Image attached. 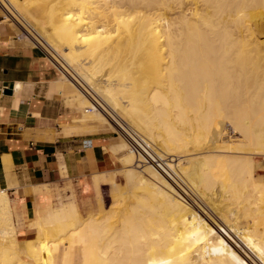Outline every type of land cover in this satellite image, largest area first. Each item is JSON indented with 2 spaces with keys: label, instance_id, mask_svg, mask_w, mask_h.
Instances as JSON below:
<instances>
[{
  "label": "bare ground",
  "instance_id": "6f19581e",
  "mask_svg": "<svg viewBox=\"0 0 264 264\" xmlns=\"http://www.w3.org/2000/svg\"><path fill=\"white\" fill-rule=\"evenodd\" d=\"M1 1L74 72L94 121L116 116L132 138L104 146L125 183L107 207L95 168L99 213L85 219L41 190L17 211L1 188L0 264H264V0ZM144 147L177 157L171 180L212 221Z\"/></svg>",
  "mask_w": 264,
  "mask_h": 264
},
{
  "label": "crops",
  "instance_id": "0c3cea01",
  "mask_svg": "<svg viewBox=\"0 0 264 264\" xmlns=\"http://www.w3.org/2000/svg\"><path fill=\"white\" fill-rule=\"evenodd\" d=\"M61 76L38 47L22 43L0 7V189L8 187V168L17 183L9 194L27 208L34 187H78L83 178L91 186L95 168L114 167L104 146L117 140L115 131L83 129L95 122L83 121L84 109Z\"/></svg>",
  "mask_w": 264,
  "mask_h": 264
},
{
  "label": "rangeland",
  "instance_id": "374dc122",
  "mask_svg": "<svg viewBox=\"0 0 264 264\" xmlns=\"http://www.w3.org/2000/svg\"><path fill=\"white\" fill-rule=\"evenodd\" d=\"M20 2L25 3L26 0H20ZM0 3L2 4V5L0 4V7H1V10L3 12L5 19L11 23L15 33L21 38L22 43L35 45L36 47H38L43 52V54L45 55V57L48 61L52 62L54 65L58 64L57 67H59V69L61 70L62 76L64 77L63 73L66 72V74L70 77V79H72L70 81H66L65 78H63L61 76V79H60L61 83L65 84V85L68 84V86L70 88L69 93L73 96L74 99H75V97L79 99L82 93L76 95L74 93L76 91L75 85L71 82V81H77V80H75L76 76H74L75 75L74 72H69L68 70H66L65 66L61 63V61L58 60V58H56L53 53L49 52L48 50H46L44 48L41 41L37 37L38 35L34 31V29H32L30 25L23 22V18H21V15L18 12H16V10L14 8H12L13 11H11L7 8V6L1 0H0ZM190 8L195 9L196 6H193ZM30 29H31V31H30ZM33 32H35V33H33ZM259 39L264 40V34L260 35ZM44 50H46L47 53H45L46 51H44ZM79 105L84 109L83 121H85L87 123L92 122V121L95 122L94 118L91 116L92 112H91L90 106L81 105L80 103H79ZM94 109H96V108H93V110ZM94 111H96V110H94ZM115 118L117 119V117L115 116L114 118H112V121L110 120V123H98L97 124V122H95V125L94 126L91 125L90 127H89V125L84 124L83 129L87 130L89 128L92 129V127L98 128L100 126L103 127V126L107 125L108 127H110L111 129H113L115 131V135L117 136V139L120 137L118 130L124 131L130 137L131 135H129V133L126 132L125 127L118 123V119L115 121ZM111 123H114V124L116 123L115 125L117 126V128L115 126H113V124H111ZM130 138H132V136ZM115 143H116V140L113 142H110V144L108 146H111V145L115 146ZM139 146L141 148V145H139ZM144 150H145V153L148 155L150 162L152 164H154L156 166V168L165 177H167L168 180L170 181L171 176L169 174V163L175 162V160H177V157L175 158V156H174L172 158L169 157V158H162L161 159V158H158L157 156H154V157L152 156L153 157L152 158V157H150L151 155L149 154V149L144 147V148H142V151H144ZM115 153L117 156L121 155V153L119 151H116ZM259 154L258 155H252V156L255 158V160H257V161L259 160L261 162V160H264V153H259ZM99 171L102 175L106 176V178L108 179V183L104 184L103 187L101 186L103 200L105 202L104 204H105V206L108 207L110 202H111L110 194L113 195L116 193L115 185L124 184L125 179H124V176H122L118 171H117L118 173L116 171H112L110 169H102ZM258 173L263 175L264 170L260 169L258 171ZM114 176H116V177H114ZM83 179H84V185L83 186L81 185V183H79L78 187H76V185L74 183H67V184L63 185L62 187H59V186L51 187V186L43 185V186H37V187L32 188V192L34 194L38 190L43 191L46 194V196L49 198L48 201H49L50 205L54 208H59L63 203H66V202H74L77 205L80 218L85 219L91 214L99 213V201H98L96 188H95L94 174L91 173V186L86 181L87 178H83ZM114 180L117 184L115 182H113ZM170 183H172L174 185L177 192L181 195V198L183 197V199H185L186 202L190 203V205H192L197 211H199L200 213L202 212L201 214L202 215L204 214L203 216L207 220H209V221L213 220L211 217V213L208 211L206 206L203 205L201 200L199 201V198L195 194H192L193 192L190 191L189 188L185 187V185H183V184L182 185L178 184L174 179L171 180ZM5 188L8 190V192H7L8 198H9L10 205H11L12 209H15L17 207V211H19L20 210V208H19L20 203L22 202V200L19 199L17 202L13 201L11 195L9 194L10 186L5 187ZM184 193H186V194H184ZM104 198H106V199H104ZM196 201L199 202L200 204L199 203L197 204ZM204 208H205V210H204ZM205 211H208V212L206 213ZM231 211H232L231 207H228L225 209L226 213L233 215V212H231ZM208 213H210V214H208ZM14 222H15V225H14L15 230L17 231V233L19 235H21L22 237H27V236L31 235V232L26 230V228L22 224V222H20L18 219L17 220L15 219ZM228 237L230 238V236H228ZM230 239L232 240V238H230Z\"/></svg>",
  "mask_w": 264,
  "mask_h": 264
},
{
  "label": "water",
  "instance_id": "95a60500",
  "mask_svg": "<svg viewBox=\"0 0 264 264\" xmlns=\"http://www.w3.org/2000/svg\"><path fill=\"white\" fill-rule=\"evenodd\" d=\"M5 93H9V94H10V93H12V90H10V89H6V90H5Z\"/></svg>",
  "mask_w": 264,
  "mask_h": 264
}]
</instances>
